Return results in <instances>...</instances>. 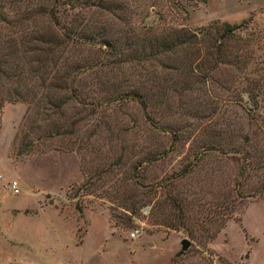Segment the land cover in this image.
I'll return each mask as SVG.
<instances>
[{"label":"rangeland","instance_id":"374dc122","mask_svg":"<svg viewBox=\"0 0 264 264\" xmlns=\"http://www.w3.org/2000/svg\"><path fill=\"white\" fill-rule=\"evenodd\" d=\"M103 1L0 0V55L55 57L49 83L82 66L70 88L0 76V264H264V0ZM181 29L188 64L123 43Z\"/></svg>","mask_w":264,"mask_h":264},{"label":"trees","instance_id":"16d2710c","mask_svg":"<svg viewBox=\"0 0 264 264\" xmlns=\"http://www.w3.org/2000/svg\"><path fill=\"white\" fill-rule=\"evenodd\" d=\"M54 3L61 2V0H53ZM68 3L66 4H70ZM74 4L71 5L73 8H91V7H98L99 9L106 10L108 12H111L109 8L106 7V2L103 0H74ZM45 10L43 7L40 9V12L37 11L36 13H42ZM48 17L50 20L55 19V15L51 12L48 14ZM27 18L24 17V20ZM55 25L59 26V23L54 22ZM62 29V28H60ZM237 30V27L230 26V25H224L222 28V35L221 38H229L231 37L235 31ZM145 32V31H144ZM145 33V35H136L133 33L131 37H125L123 40L126 41L128 44H130V47H132V50L130 53L131 59L138 60H144L150 56H156L159 54H163L167 56L168 54H171L173 51L174 54L178 55H186L187 64L191 61V55H201L199 53L198 44H200V40L198 39L197 35L191 31L188 30H177V31H167L164 32L161 36H157L155 33L152 32ZM208 36V32H205ZM72 34H75V36L79 37L80 40L86 41V42H93V40H97L99 32L96 30V27L93 26L89 30L83 32H78V27H74V32ZM62 36V34H61ZM57 34L53 35V40L50 38H46L47 36H41L42 38H46L45 42H54L55 44H62L59 43L60 37ZM142 37V38H140ZM39 38V37H38ZM66 38V37H65ZM119 43L120 39H116V42L114 39H104V41H100V44L106 47H113L114 49H119L117 44ZM225 47L219 42V40H213L212 44L210 45V49L208 47V50L206 51V55H216V61L221 60L223 57L221 55H226L227 52H225ZM209 56V57H210ZM39 55H30L27 57V55H0V76L2 77H8V71H12V75L18 76V78L23 77L25 80L26 77L31 76L34 77L39 83L43 84L45 86L48 85V88L52 87H58L59 89L63 88L60 83H63L64 80H66L65 86H69V88L75 83V78L73 75L78 72L82 66L78 64H72L67 70L64 71L63 75L59 78L58 82H51L52 79H56L57 74L59 73V70H57V64H54L56 61L55 57L52 58H38ZM138 57V58H137ZM210 60V59H209ZM50 61V66L48 67L47 62ZM9 63V64H8ZM12 63V64H10ZM32 63H36L37 66L33 67ZM182 64H186L185 61H182ZM26 65H28L26 67ZM188 65H185L187 67ZM8 69V71L5 70ZM50 68L53 70V72L48 73L47 69ZM26 71L28 74H26ZM73 77V78H72ZM74 79V80H73ZM66 88V87H65ZM72 95L75 96V98L78 100L79 92H77V87L72 90ZM90 98V97H89ZM92 98V97H91ZM47 99V98H46ZM80 99V98H79ZM69 100H65L66 102ZM65 101L63 100V103L65 104ZM48 105L55 106L56 103L51 102V99H47ZM2 106V101H0V108ZM52 135H49L51 137ZM31 146L24 145V147L19 146L20 150L19 153H22L25 148H30Z\"/></svg>","mask_w":264,"mask_h":264},{"label":"built area","instance_id":"2783aa9c","mask_svg":"<svg viewBox=\"0 0 264 264\" xmlns=\"http://www.w3.org/2000/svg\"><path fill=\"white\" fill-rule=\"evenodd\" d=\"M10 189L12 190V192L16 195V194H19V186H18V183L16 181H12L9 185ZM130 239H135L138 237V232L137 231H134L130 234Z\"/></svg>","mask_w":264,"mask_h":264},{"label":"water","instance_id":"95a60500","mask_svg":"<svg viewBox=\"0 0 264 264\" xmlns=\"http://www.w3.org/2000/svg\"><path fill=\"white\" fill-rule=\"evenodd\" d=\"M189 247H190V242L186 239L182 240L180 254L184 253Z\"/></svg>","mask_w":264,"mask_h":264},{"label":"crops","instance_id":"0c3cea01","mask_svg":"<svg viewBox=\"0 0 264 264\" xmlns=\"http://www.w3.org/2000/svg\"><path fill=\"white\" fill-rule=\"evenodd\" d=\"M16 264H20V263H16ZM21 264H23V263H21Z\"/></svg>","mask_w":264,"mask_h":264}]
</instances>
